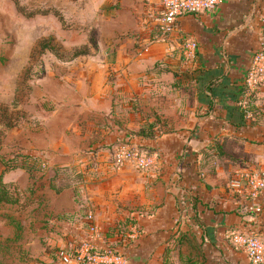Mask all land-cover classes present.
Masks as SVG:
<instances>
[{
	"label": "crops",
	"instance_id": "crops-1",
	"mask_svg": "<svg viewBox=\"0 0 264 264\" xmlns=\"http://www.w3.org/2000/svg\"><path fill=\"white\" fill-rule=\"evenodd\" d=\"M90 1L99 50L81 64L93 100L50 101L57 110L113 117L121 127L110 134L112 150H92L82 165L94 169L78 186L82 214L92 212L99 234L88 231L86 216L73 231L122 256L104 264H161L179 231L202 242L201 264H254L232 236L256 232L264 239V189L252 196L232 179L245 169L264 170V78L249 77L253 55L264 48V0H220L212 11L179 16L163 36L155 27L163 0ZM105 26H114L112 36ZM150 124L152 137L135 133ZM119 138L152 151L153 164L113 163ZM1 165L8 182L11 170ZM72 191H52L67 196L66 211L77 206ZM129 217L121 234L110 231ZM172 258L186 264L177 251Z\"/></svg>",
	"mask_w": 264,
	"mask_h": 264
},
{
	"label": "rangeland",
	"instance_id": "rangeland-1",
	"mask_svg": "<svg viewBox=\"0 0 264 264\" xmlns=\"http://www.w3.org/2000/svg\"><path fill=\"white\" fill-rule=\"evenodd\" d=\"M16 2L22 4L21 11ZM90 3V0H0V104L21 109L18 123L3 133L0 172L7 157L23 153L39 157L35 163L26 160L22 166L4 169L11 170L4 177L9 178L10 188L21 201L18 206L0 204V264H72L62 262L57 250L62 246L72 250L87 240L73 231L77 230L74 224H84L81 219L87 215L82 214L81 190L72 191L77 206L66 211L67 196L52 192L48 182L55 168V181L76 180L77 174L68 166L87 164L90 152L101 146L110 145L112 150L110 134L116 125L121 127L113 117L85 115L73 106L57 110L50 101L69 100L68 105H79L77 100H93L88 98L81 64L90 55L79 54L64 60L77 51L88 50L93 56L98 53L97 31L91 21L96 16L94 9L88 8ZM45 8L49 10L47 14L27 15L29 11ZM112 27L105 26L104 32L109 30L112 36ZM48 34L63 45L64 57L57 58L47 49L42 53L37 41ZM90 38L94 39L93 44ZM98 142L100 146L90 147ZM3 244H10L19 257L8 255L1 247Z\"/></svg>",
	"mask_w": 264,
	"mask_h": 264
},
{
	"label": "built area",
	"instance_id": "built-area-1",
	"mask_svg": "<svg viewBox=\"0 0 264 264\" xmlns=\"http://www.w3.org/2000/svg\"><path fill=\"white\" fill-rule=\"evenodd\" d=\"M220 0H163V8L155 19V27L159 35H167L175 29L179 16L188 13L212 11ZM190 46L194 43L190 42ZM250 78H264V48L257 51L252 58ZM155 154L142 145L125 142L117 145L112 153V162L121 165L131 163L137 168H147L154 162ZM232 186L238 190H246L256 196L264 189V170L257 168L245 169L235 175ZM88 229L94 235L99 233L93 220L92 212H87ZM233 240L245 250L249 260L254 264H264V239L256 232H236ZM57 256L62 262L77 264H104L112 256L121 259L122 256L112 248H103L89 240L83 241L72 250L59 248Z\"/></svg>",
	"mask_w": 264,
	"mask_h": 264
},
{
	"label": "trees",
	"instance_id": "trees-1",
	"mask_svg": "<svg viewBox=\"0 0 264 264\" xmlns=\"http://www.w3.org/2000/svg\"><path fill=\"white\" fill-rule=\"evenodd\" d=\"M16 8L21 11L22 9V4L16 2L15 4ZM49 12L48 9L44 10H36L35 12L29 11L27 15L31 16L34 13L38 14H47ZM59 20L62 19L61 15H58ZM94 39L90 38V42L93 44ZM37 45L39 46L40 50L42 53L44 52L43 50L47 49L53 52L57 58L64 57V55H61L63 53L62 49V44L56 40L55 36L53 34H48L47 36H42L38 39ZM90 53L88 50H82V51H77L74 54L68 55L66 59L64 60H71L74 57H76L79 54H87ZM19 111H21L20 108L14 107V108H9L7 105L0 104V143L2 141V138L5 134V130L13 127L18 123L20 120V114ZM152 124L150 125H143L140 126L136 130V134L141 135L143 137H152L153 136V130L151 129ZM4 133V134H3ZM149 150V149H148ZM150 151V150H149ZM17 158V159H16ZM38 156L33 155V154H20L18 157L15 155L7 157L4 159V169H11L14 166H22L26 164V162H31L35 163L38 161ZM27 160V161H26ZM40 160V159H39ZM40 163H43L42 160H40ZM70 170H73V174H77V179L72 180L67 179V180H61V182L55 181V170L54 169V174L50 178L48 182V187L53 190L55 193L61 192L64 188L67 187H72L74 191L78 190L79 184H81L84 180L86 175L90 173H94V169L89 170L87 166H79L76 164H72L68 166ZM24 168V167H23ZM88 169V170H87ZM29 173V169H27ZM89 171V172H88ZM70 175V174H69ZM72 180V181H71ZM77 189V190H76ZM20 197L19 195L14 192L10 186L9 182L3 181L0 177V204L1 203H8V204H16L17 206L20 204ZM128 223L131 222V218H127L126 220H119L116 222L115 225H113L110 228V231H117L118 233L121 234L122 229H121V223ZM126 234L125 229L123 230V235ZM173 237V236H172ZM4 251H6L9 255L19 257V254L12 248L10 247H5L4 245L1 246ZM203 245L202 242L197 238V236L192 233V232H184L181 234L179 231L177 236L173 237V240L167 244L162 252V262L161 264H174L173 261V252L177 251L178 252V257L186 264H201L202 261H204V253H203Z\"/></svg>",
	"mask_w": 264,
	"mask_h": 264
}]
</instances>
